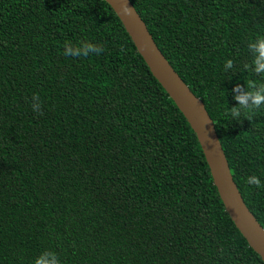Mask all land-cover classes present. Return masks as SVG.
I'll list each match as a JSON object with an SVG mask.
<instances>
[{"label":"trees","instance_id":"1","mask_svg":"<svg viewBox=\"0 0 264 264\" xmlns=\"http://www.w3.org/2000/svg\"><path fill=\"white\" fill-rule=\"evenodd\" d=\"M130 1L203 101L264 227V187L247 184L252 175L264 184V104L223 114L249 91L244 80L252 91L264 85L244 69L255 67L248 45L264 35V0ZM66 41L104 50L66 56ZM44 250L62 264H264L224 210L194 132L104 0H0V264H31Z\"/></svg>","mask_w":264,"mask_h":264},{"label":"water","instance_id":"2","mask_svg":"<svg viewBox=\"0 0 264 264\" xmlns=\"http://www.w3.org/2000/svg\"><path fill=\"white\" fill-rule=\"evenodd\" d=\"M114 11L133 42L137 52L147 65L168 97L186 119L199 143L207 163L212 183L218 196L236 228L264 262V227L245 205L232 178L230 168L214 128L212 119L203 101L197 97L170 65L154 42L145 22L130 0L126 5L130 15L120 12L117 0H104ZM125 2V0H121Z\"/></svg>","mask_w":264,"mask_h":264},{"label":"clouds","instance_id":"3","mask_svg":"<svg viewBox=\"0 0 264 264\" xmlns=\"http://www.w3.org/2000/svg\"><path fill=\"white\" fill-rule=\"evenodd\" d=\"M117 3L120 6V12L124 15H130L131 9H129L125 2H121V0H117ZM257 43H249V49H254L258 55L251 61L254 68H250L249 64L246 63L244 65V69L250 73H259L262 78H264V35H257L256 36ZM64 48V55L66 56H73V57H88L90 54L99 55L104 49L102 46L98 44H94L88 41H82L78 45L73 44L71 41H66L63 45ZM121 51H125L124 48H121ZM225 69H232L233 68V61L226 60L224 64ZM244 86L249 89L248 92L244 93L243 95L234 96L233 99L237 100L238 106L233 107L232 109L226 108L224 111V115L230 112L234 116H238L240 114L241 108L244 110L245 113H251L255 108L260 107L264 104V85L261 86L259 91H252L254 87V82L251 79L244 80ZM241 85L237 84L233 91L236 92L240 89ZM251 99V105L248 104V100ZM31 108L37 114H42V107L43 101L41 100L38 94H33L31 97ZM247 118V117H246ZM247 184L255 186L257 189L264 187L259 177L252 175L247 178ZM31 264H62L60 256L50 250H44L39 255L35 256Z\"/></svg>","mask_w":264,"mask_h":264}]
</instances>
